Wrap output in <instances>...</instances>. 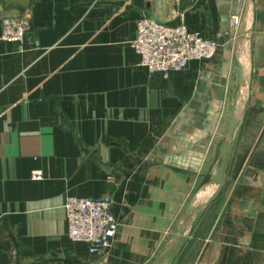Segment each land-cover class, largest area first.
Wrapping results in <instances>:
<instances>
[{
  "label": "crops",
  "instance_id": "crops-1",
  "mask_svg": "<svg viewBox=\"0 0 264 264\" xmlns=\"http://www.w3.org/2000/svg\"><path fill=\"white\" fill-rule=\"evenodd\" d=\"M25 14L0 40V264H264V0H0V30ZM180 16L214 59L149 75L137 21ZM104 195L117 231L91 254L64 201Z\"/></svg>",
  "mask_w": 264,
  "mask_h": 264
},
{
  "label": "built area",
  "instance_id": "built-area-1",
  "mask_svg": "<svg viewBox=\"0 0 264 264\" xmlns=\"http://www.w3.org/2000/svg\"><path fill=\"white\" fill-rule=\"evenodd\" d=\"M239 22V16L234 15L231 19L233 35L238 32ZM28 29V15L4 17L1 19L0 40L21 44ZM130 48L140 56V64L149 75L157 73L167 78L172 72L184 70L192 61L214 59L217 44L198 31H190L180 16L175 25L158 23L149 18L139 19ZM32 178L37 180L41 177L34 173ZM110 205L107 195L95 198L67 196L64 211L69 240L87 244L91 254L106 252L117 231Z\"/></svg>",
  "mask_w": 264,
  "mask_h": 264
},
{
  "label": "water",
  "instance_id": "water-1",
  "mask_svg": "<svg viewBox=\"0 0 264 264\" xmlns=\"http://www.w3.org/2000/svg\"><path fill=\"white\" fill-rule=\"evenodd\" d=\"M249 88V87H248ZM247 104V102H246ZM245 112H246V105H245V109L242 113V118L237 122L235 128L233 129L232 131V135H231V138H230V141H229V151L227 153V157H226V163H225V168H224V173H223V176H222V180L220 182V184L218 185L216 191L212 194V196L202 205L200 206H197L195 208H193L188 214L187 216L184 218V221H183V225H182V228H181V231H180V234H179V237L177 239V242L176 244L179 243V241L181 240L183 234L185 233V230H186V225H187V222L188 220L190 219V217L192 215H194L195 213L205 209L207 207V205L220 193V191L222 190L224 184H225V181H226V172H227V168H228V163H229V160H230V155H231V151H232V147H233V144H234V141H235V138H236V135H237V132L239 130V128L241 127L242 125V122H243V118L245 116ZM175 244V245H176ZM169 253V252H168ZM166 255V254H165ZM164 255V256H165ZM161 257V259L158 261L157 264H160L161 260L164 258Z\"/></svg>",
  "mask_w": 264,
  "mask_h": 264
},
{
  "label": "rangeland",
  "instance_id": "rangeland-1",
  "mask_svg": "<svg viewBox=\"0 0 264 264\" xmlns=\"http://www.w3.org/2000/svg\"><path fill=\"white\" fill-rule=\"evenodd\" d=\"M241 84H242V83H241ZM241 87H242V85H241ZM240 108H241V110H242V105H241ZM219 178H220V177H217V180H219ZM211 187H215V188H216L217 185H209V186H207V189H209V188H211Z\"/></svg>",
  "mask_w": 264,
  "mask_h": 264
}]
</instances>
